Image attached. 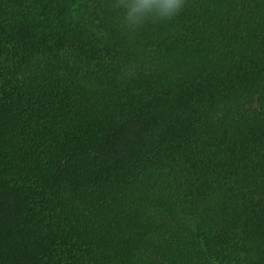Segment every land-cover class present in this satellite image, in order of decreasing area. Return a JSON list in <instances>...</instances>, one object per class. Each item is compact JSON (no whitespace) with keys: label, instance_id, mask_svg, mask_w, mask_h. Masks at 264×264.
Returning a JSON list of instances; mask_svg holds the SVG:
<instances>
[{"label":"trees","instance_id":"1","mask_svg":"<svg viewBox=\"0 0 264 264\" xmlns=\"http://www.w3.org/2000/svg\"><path fill=\"white\" fill-rule=\"evenodd\" d=\"M0 0V264H264V0Z\"/></svg>","mask_w":264,"mask_h":264},{"label":"clouds","instance_id":"2","mask_svg":"<svg viewBox=\"0 0 264 264\" xmlns=\"http://www.w3.org/2000/svg\"><path fill=\"white\" fill-rule=\"evenodd\" d=\"M184 6L185 0H116L114 5L123 9L124 23L130 30L148 22L171 20Z\"/></svg>","mask_w":264,"mask_h":264}]
</instances>
